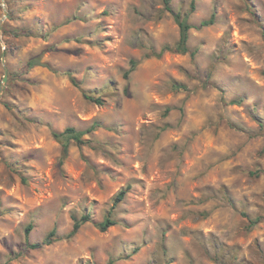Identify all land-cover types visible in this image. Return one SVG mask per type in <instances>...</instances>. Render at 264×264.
<instances>
[{
  "label": "rangeland",
  "instance_id": "obj_1",
  "mask_svg": "<svg viewBox=\"0 0 264 264\" xmlns=\"http://www.w3.org/2000/svg\"><path fill=\"white\" fill-rule=\"evenodd\" d=\"M166 2L0 0V264H264V0H169L215 23L146 58L179 42ZM96 123L62 161L53 133Z\"/></svg>",
  "mask_w": 264,
  "mask_h": 264
},
{
  "label": "trees",
  "instance_id": "obj_2",
  "mask_svg": "<svg viewBox=\"0 0 264 264\" xmlns=\"http://www.w3.org/2000/svg\"><path fill=\"white\" fill-rule=\"evenodd\" d=\"M166 8L167 11L170 12L173 16L174 19L176 21V23L178 24L179 28H180V39L179 42L174 46V47H170V46H166L164 47L160 53H152L151 55H147L146 58H151L152 56L155 58L160 59L165 53L167 52H175V53H179V54H188L190 53V47H189V33L193 28H197V29H201V28H205V27H210L215 23V15H213L209 20L203 21L200 26L195 27L192 26L189 23V16H184L182 17L179 13H175L173 11V9L170 7V2L169 0H167L166 2ZM192 10L195 9V1H193L192 3ZM71 22L67 21L65 24H69ZM10 32H8L7 30H4V36L9 37ZM20 34H27V31L22 30L20 32ZM23 35V36H24ZM197 54V51H193L191 52V57L195 58ZM43 58L42 55H39L37 57H34L32 59H30L27 63V68L28 69H33L36 67H48L46 64L43 63ZM139 62L138 61H132L131 62V68L126 72L125 74V78L128 79L129 76L134 73L138 66H139ZM70 75V74H69ZM72 82L75 84V86H77L78 84L76 83V81L74 79H71ZM173 89L176 91H188L189 89L183 85V84H174L173 85ZM128 87H126L125 92L128 93ZM84 98L88 101H90L91 103H94L96 105H102L103 101L101 98L96 97L94 95H91L90 93H84ZM233 104H239L238 101H234L232 102ZM101 125L96 123L94 124L89 130L87 131H79L75 128L69 127L66 130H64L61 133L58 132H54L53 133V137L54 139L61 145L62 147V161L65 160L69 154V149L71 146V143L74 142L78 147H83L88 145V141H86L84 139V137L93 132L96 131L98 128H100ZM130 188H127L123 191H121L116 199H115V203L113 206V209L108 213L107 218H105V220L99 224L96 225V228L101 231V232H106L108 231L110 228L118 225V221L115 220L113 218V211L118 207V205L120 203H122L127 194L129 193ZM90 215H83L80 218L75 217L74 219V226H73V230L65 237H62L58 234L56 229H53L48 236L43 240V242L41 243H30L28 238H27V250L22 254V255H26L27 252L29 250H39L42 249L45 246H50L56 242L62 241V240H72L82 229V227L84 225H86L88 222H90ZM262 218H256L255 220H251V225L252 226H256ZM34 226L33 225H29L26 229V233L27 235L30 234V232L33 230ZM140 251L139 248H137L134 251V254L138 253Z\"/></svg>",
  "mask_w": 264,
  "mask_h": 264
},
{
  "label": "water",
  "instance_id": "obj_3",
  "mask_svg": "<svg viewBox=\"0 0 264 264\" xmlns=\"http://www.w3.org/2000/svg\"><path fill=\"white\" fill-rule=\"evenodd\" d=\"M4 4V0H1ZM9 17V13L7 11V9L4 10V17L0 20V39L2 38V25H3V22ZM3 62H5V54L3 56ZM7 79H8V69L7 67L5 66V78H4V83L2 84V87H1V90H0V97L4 91V88H5V83L7 82Z\"/></svg>",
  "mask_w": 264,
  "mask_h": 264
}]
</instances>
